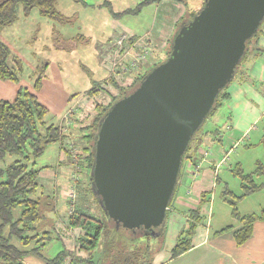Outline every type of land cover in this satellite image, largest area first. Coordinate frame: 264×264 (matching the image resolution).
Wrapping results in <instances>:
<instances>
[{
    "label": "rangeland",
    "instance_id": "obj_1",
    "mask_svg": "<svg viewBox=\"0 0 264 264\" xmlns=\"http://www.w3.org/2000/svg\"><path fill=\"white\" fill-rule=\"evenodd\" d=\"M106 1L111 3V9L105 6ZM144 1L57 0V10L63 16V22L42 16L38 9L26 14L20 7L18 20L0 34V40L11 51L10 67L15 66L13 58L22 64V72L18 73L19 84L0 79V100L13 101L23 90L35 92V84L41 80L39 91L35 93L48 110L45 118L48 124L56 125L60 130L64 117L72 108H77L75 127L61 133L62 142L50 144L35 161L36 169L41 170L40 188L44 194L55 197L57 208L53 213H46L55 226V230L53 227L49 229L54 232L52 240L39 255L25 257L26 264L45 263V259H54L65 249L86 259L80 264H116L112 258L113 248H107L104 234L99 248L86 253L79 250L78 240L84 232L70 225V216L80 208L104 223L111 222L90 192L91 168L84 154L90 143L83 137L90 133L87 128L99 106H109L120 96L122 88L124 92L131 91L132 74L136 70L126 73L120 70L119 64L126 66L132 62L135 53L132 48L150 50L148 60L138 66L139 71L144 68L145 71L140 73L144 77L169 58L174 35L185 19L181 18L184 17L181 15L184 8L190 12L185 17L191 18L204 5L203 0H160L142 6L136 14H124L127 10H136ZM114 13L121 15L115 17ZM263 33L264 23L259 38ZM133 36L138 40L131 44ZM119 41L122 44L117 47ZM116 62L118 68L114 65ZM259 65L264 66V52L253 50L246 55L232 82L220 93L218 106L197 132L192 147L199 142L198 151L188 161L184 160L183 182L179 187L182 191L177 189L169 207L175 206L180 196L188 198L187 193L191 186L193 188L195 177L191 175L192 170L187 173L188 164L195 167L199 164L195 161L202 160L203 175L207 170L213 172L207 179L200 177L197 180V184H204L203 193L191 192V199L200 201L198 229L208 220L212 221L213 231L230 225L235 227L243 212L259 214L264 209V189L237 200L243 194L241 176L251 175L264 167V68L259 73ZM238 88L242 92L236 95L234 90ZM91 91L95 93L90 95ZM259 114L261 118H257ZM255 119V128L252 126L254 129L244 135ZM205 153L208 155L203 158ZM15 159L7 156L0 160V170L6 169ZM215 167L217 170H213ZM254 180L259 185L264 182V177L255 176ZM233 202H237L239 218L233 216ZM164 226L158 229V237L136 233L132 244L130 240L134 235L129 230L119 227L115 237L123 236L128 241L123 243V238L119 241L123 247L121 251H127L125 256L136 258L137 264H153L165 244ZM189 231L190 225L186 229ZM184 240L189 239L185 237ZM119 243L113 241L110 246L118 248ZM71 262L72 258L68 257L64 264Z\"/></svg>",
    "mask_w": 264,
    "mask_h": 264
},
{
    "label": "water",
    "instance_id": "obj_2",
    "mask_svg": "<svg viewBox=\"0 0 264 264\" xmlns=\"http://www.w3.org/2000/svg\"><path fill=\"white\" fill-rule=\"evenodd\" d=\"M263 22L264 0H205L175 34L167 61L102 118L91 187L118 228L159 235L190 143Z\"/></svg>",
    "mask_w": 264,
    "mask_h": 264
},
{
    "label": "trees",
    "instance_id": "obj_3",
    "mask_svg": "<svg viewBox=\"0 0 264 264\" xmlns=\"http://www.w3.org/2000/svg\"><path fill=\"white\" fill-rule=\"evenodd\" d=\"M74 1L80 2L82 0ZM154 1L158 2L160 0H145L136 10H127L124 14H136L142 6ZM105 6L111 9L109 1L105 2ZM20 7L23 8L26 14H29L33 9H38L44 17L61 22L64 21L63 16L57 10V0H0V34L18 20V10ZM197 14L191 18L186 17L182 24L187 25ZM119 15L121 14L114 13L115 17ZM182 24L179 26V29ZM261 27L258 33L246 43V54L242 61L247 54L254 50L253 45L259 37ZM137 40L138 38L133 36L130 38V43L134 44ZM170 54L171 51L169 52V56ZM10 58L11 51L9 47L0 40V79L19 84L18 73L22 72V64L19 59L13 58L15 66L10 67L8 64ZM240 65L237 67L236 73ZM144 77L138 76L134 79L129 87L131 88L130 92H124L122 88L120 96H117L109 106H99L97 108V115L87 128L90 133L83 137L84 139H88L90 143V146L85 145L84 149L85 159L89 168L92 169L94 165V145L102 118L116 101L133 93L139 87ZM40 86L41 80H37L35 92L39 91ZM35 92L23 90L19 91L18 96L13 101L0 100V160H3L7 156L16 158L6 169L0 170V264H26L24 262L25 257L39 255L41 249L52 240L54 232L53 230H49L50 227H53L55 230L54 224L46 217V213L56 211V200L54 196L44 194L40 188L39 179L41 170L36 169L35 161L46 151L50 144L62 142L63 136L59 127L46 122L45 118L48 110L40 103ZM93 93L95 92L91 91L90 95ZM218 98L212 112L218 106ZM195 137L190 143L184 160L188 161L191 159L199 149V142L198 145H195V148L192 147ZM190 152L191 154H189ZM255 176L264 177V167L259 168L257 172L251 175L241 176L243 194L237 197L238 201L264 189V184L258 185L255 183ZM90 192L98 203L99 198L94 195L92 187L90 188ZM232 204L234 206L233 216L239 218L236 207L237 202H233ZM100 209L102 210L101 206ZM199 211L200 207L190 211L189 225L191 231H185L184 236H181L178 240L177 246L173 251L174 257L182 255L190 248L189 240L184 239L185 237H188V239L192 237L197 225L201 223ZM108 219L111 222L108 224L104 223L99 218L96 219L91 214H87V211H84L82 208L70 216L71 227L81 228L84 232L83 236L78 239L80 242L79 250L90 253L99 248L100 242L103 240L102 235L104 234V241L108 245L107 248H113L112 258L116 264H137L136 258L125 256L126 250L125 252L121 251L123 247L119 243L120 239L123 238V243L128 241L123 236L115 237L118 227L113 220L109 217ZM260 220H264V209L259 214L240 218L243 227L234 233L235 240L239 245L244 244L250 239L254 223ZM193 222L194 224H192ZM94 223H97V225H94ZM120 228L123 227L120 226ZM230 230L232 228L228 227L220 233ZM130 232L134 235V238L130 240L131 244L134 243L133 240L137 237L136 233H145L143 229ZM113 241L119 243L118 248L117 246H110ZM118 253H121L119 257ZM68 257L72 258V264L86 262V259L79 257L76 252L71 253L65 249L56 258L45 259L44 264H64Z\"/></svg>",
    "mask_w": 264,
    "mask_h": 264
},
{
    "label": "crops",
    "instance_id": "obj_4",
    "mask_svg": "<svg viewBox=\"0 0 264 264\" xmlns=\"http://www.w3.org/2000/svg\"><path fill=\"white\" fill-rule=\"evenodd\" d=\"M204 3L205 0H203V4ZM181 15L184 16L181 18H186L185 16L190 15V12H188V10H185L184 8ZM254 50L264 52V33L255 41ZM262 68H264V66L259 65V73L262 72ZM137 71L132 74V81L140 76V73H143L145 70L143 68L142 71ZM239 92H242L239 88L238 90H234V93H236V95ZM258 117L261 118V115L259 114L257 118ZM255 123H257V119H255L254 123H252V125L248 127L244 135L250 133L249 130L251 128L252 130L255 128V126H253ZM63 156L65 157V154H63ZM204 157L206 156L204 155L203 158ZM63 161H61V163ZM201 162L202 160L195 161V163L199 164ZM192 167V163L188 164L187 173H190ZM201 167V171L195 178H193L195 181H193V188L191 186L187 193L188 198L180 196L179 198H177L175 206H171L168 210L166 223L163 229V234L166 237L165 244L163 249H161L155 256L153 264H264V220L256 221L254 223L252 236L242 245H239L234 237L235 231L243 227V223L241 221L235 227L233 225H230L232 230L220 233L225 228L213 231L212 221L208 220L206 222V225H200L199 229L196 228V233H194L192 237H189L190 248L182 255H179L177 257L173 256V251L177 246L178 240L181 236H184L185 231L190 224V211L196 210L200 207L199 199H191V192H196L198 194L203 193L205 191L204 184L203 182L197 184V180L200 177H204L207 179L210 175H213V172H211L210 170H207L208 172L203 175V170L205 169L203 168L202 163ZM217 168L218 167H215L213 168V170H217ZM181 178L182 176H180L177 189L182 185L183 181ZM261 184H264V182ZM180 191H182V189H180ZM255 194L256 193L247 197H251ZM252 214H256L255 211H245L243 212V217ZM32 264L44 263L39 262Z\"/></svg>",
    "mask_w": 264,
    "mask_h": 264
},
{
    "label": "built area",
    "instance_id": "obj_5",
    "mask_svg": "<svg viewBox=\"0 0 264 264\" xmlns=\"http://www.w3.org/2000/svg\"><path fill=\"white\" fill-rule=\"evenodd\" d=\"M122 44L121 41H119L117 43V47L118 45ZM114 47H116V45H114ZM132 50L135 52L133 53L134 54V59L132 58V62H129L126 66L122 65L121 62L120 64L118 62H116L114 65L116 66V68H118V64L120 67H122L120 70L121 71H126V73H133L132 71H137L138 69V66L140 67V64H144L148 58L150 57L149 56V49H143L142 51H140L141 49L137 50V49H134L132 48ZM149 56V57H148ZM117 61V60H116ZM119 70V71H120ZM139 70V69H138ZM77 111V108H72L68 114L64 117V119L62 120L63 124L61 125V133H66L69 129V127H75L74 126V114L76 113ZM207 156L208 154L205 153L203 154L202 156ZM200 169H201V163L200 164H197L195 167H193L192 169V172H191V175L192 177H196L198 175V173L200 172ZM70 195H74L73 191H71Z\"/></svg>",
    "mask_w": 264,
    "mask_h": 264
},
{
    "label": "flooded vegetation",
    "instance_id": "obj_6",
    "mask_svg": "<svg viewBox=\"0 0 264 264\" xmlns=\"http://www.w3.org/2000/svg\"><path fill=\"white\" fill-rule=\"evenodd\" d=\"M144 231V230H143Z\"/></svg>",
    "mask_w": 264,
    "mask_h": 264
}]
</instances>
